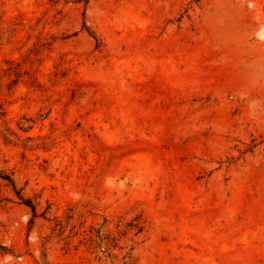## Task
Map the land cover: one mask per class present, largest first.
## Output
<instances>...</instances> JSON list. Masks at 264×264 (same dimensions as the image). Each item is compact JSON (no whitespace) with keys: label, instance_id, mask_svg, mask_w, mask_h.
I'll return each instance as SVG.
<instances>
[{"label":"rangeland","instance_id":"1","mask_svg":"<svg viewBox=\"0 0 264 264\" xmlns=\"http://www.w3.org/2000/svg\"><path fill=\"white\" fill-rule=\"evenodd\" d=\"M0 264H264V0H0Z\"/></svg>","mask_w":264,"mask_h":264},{"label":"trees","instance_id":"2","mask_svg":"<svg viewBox=\"0 0 264 264\" xmlns=\"http://www.w3.org/2000/svg\"><path fill=\"white\" fill-rule=\"evenodd\" d=\"M6 178H8L10 181H12L13 182V184H14V186H15V189L17 190V186H16V183H15V181H14V179L12 178V177H6ZM35 208V207H34Z\"/></svg>","mask_w":264,"mask_h":264}]
</instances>
